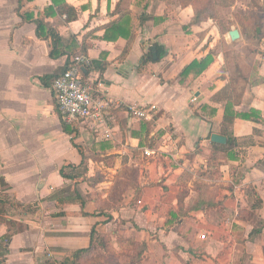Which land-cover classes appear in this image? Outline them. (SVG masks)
<instances>
[{"label": "crops", "instance_id": "1", "mask_svg": "<svg viewBox=\"0 0 264 264\" xmlns=\"http://www.w3.org/2000/svg\"><path fill=\"white\" fill-rule=\"evenodd\" d=\"M67 1L79 8L76 20L66 21L51 0H0V236L9 235L3 264H73L80 249L87 250L83 262L95 264H264V123L238 115L264 121V0L228 8L252 10L261 22L260 39L231 26L239 32L234 41L229 30L220 35L215 20L192 24V7L169 0H150L146 9L131 0ZM125 11L146 19L122 55L125 37H100ZM51 25L62 44L56 57L45 36ZM70 40L91 44L82 69L112 103L109 139L94 122H67L57 108L50 84L79 53ZM154 44L163 55L147 60ZM208 53V67L182 84L183 68ZM102 61L105 68H95ZM131 107L150 115L135 116ZM140 118L153 123L143 143ZM223 132L237 138L227 156L212 147L211 135ZM82 157L86 177H65ZM198 199L213 205L191 209ZM129 238L146 242L138 263Z\"/></svg>", "mask_w": 264, "mask_h": 264}, {"label": "trees", "instance_id": "2", "mask_svg": "<svg viewBox=\"0 0 264 264\" xmlns=\"http://www.w3.org/2000/svg\"><path fill=\"white\" fill-rule=\"evenodd\" d=\"M25 0H19V6H21L22 2ZM99 1V0H97ZM109 1V0H108ZM160 1H167V0H160ZM52 2V9H54L55 12H57L59 15H65V20L66 21H71V20H76L79 14V8L75 7L71 3H69L67 0H51ZM150 0H131L132 4H136L139 6H142L143 9H146V7L149 5ZM178 3L181 7H186V6H191L193 9V13L191 16V23L192 24H200L202 22L208 21V20H215L219 29L220 35H224L227 33V31L230 28V23L223 19L220 16V9L221 8H230L234 3L235 0H178ZM240 13V14H238ZM232 17L237 19V22L239 24V27L241 28L243 34L247 38H258L262 36L261 32H257V28H261V22L260 19L257 17V14L252 11V10H247L244 12H233ZM145 14H136L131 11H125L119 15H117L115 18H113L111 21L107 22L106 25L102 26L104 29L103 35L100 37V39H104L106 41H115L118 37H125L127 39V44L122 50V55H125L129 49L130 42L133 39V37L136 34L135 26L136 25H141L144 20H145ZM36 33L39 36H42L41 30L43 29L44 24L41 21L36 22ZM48 34L45 33V36L50 39L51 42V52L50 56L56 57L59 54V49L61 48L62 44L60 41V37L57 31L56 27H53L52 25L49 26V29L47 30ZM91 46L90 42L88 44L83 41L82 43H77L74 40H70L68 44V48L71 49L73 48V51H78L79 53H86L87 48ZM156 47V55L157 59L161 58L163 55V51L160 46L157 44H154ZM147 56H144L147 60H153L152 57V50L151 48L148 50ZM213 56L211 53H208L205 57L201 58L200 60H192L189 64H187L183 70L180 72L179 77H180V82L184 85L190 82L191 79H194L198 74H200L202 71H204L208 65L212 62ZM69 64V63H68ZM106 63L104 61L99 62L98 65L95 67L99 70H103L105 68ZM89 68V66H88ZM80 76L84 82L86 80L84 79V70H80ZM56 78V77H55ZM51 81V87L53 80ZM87 83V82H86ZM58 108V107H57ZM225 111H227V107L225 108ZM252 112V111H251ZM255 113H258L254 111ZM240 117L244 119H250V120H256L258 122L264 123V121L259 117V116H254V113L251 114H238ZM237 115V116H238ZM140 121H142V126L141 128L146 130L144 136H140L139 138L143 141L146 140V135L148 131H150V128H152L153 123L148 122L142 118H140ZM64 129L66 130L65 123ZM223 134L226 137V142L224 144H217V143H212V147L215 149V153H217L219 156H227L230 151L235 147L237 138L234 137L231 134H228L227 132H223ZM77 169L78 171L74 173H63V175L67 178L72 179L73 181L78 179V178H85L86 177V172H87V167L83 161L81 163L74 167L73 169ZM99 175L96 177L89 178L88 181L95 180L98 181ZM132 176V173H131ZM126 186V185H125ZM124 186V188H125ZM206 186L201 184L197 186V191L202 192L203 189H205ZM72 195H75L79 199L80 196L78 192L75 189H72L71 191ZM182 197L187 195V192H184L183 194H180ZM202 196V194H201ZM200 197V195H199ZM198 197V198H199ZM199 200V199H198ZM204 200H199L195 205H192L191 209H197L200 204L205 205L206 207L213 205L212 203H203ZM81 205H83L82 199L80 200ZM109 206V205H108ZM19 207V206H17ZM184 206L180 204V213H184L185 211L183 210ZM85 213V212H83ZM86 214V213H85ZM89 214V213H88ZM0 222L3 223L4 220L0 218ZM170 224L173 222H169ZM94 228V226H93ZM93 228L91 230V233H93ZM9 235H2L0 236V264L4 263V254H5V243L8 240ZM125 243L129 246L130 252L129 256L134 262H140L143 258V255L146 252V242L144 240L140 239H135V238H129L128 240L125 241ZM90 248H88V254L90 252ZM87 251L85 249H80L74 253V263L73 264H95V262L92 259H89L88 257V262H83L82 260V254ZM93 261V262H91ZM98 264V263H97Z\"/></svg>", "mask_w": 264, "mask_h": 264}, {"label": "built area", "instance_id": "3", "mask_svg": "<svg viewBox=\"0 0 264 264\" xmlns=\"http://www.w3.org/2000/svg\"><path fill=\"white\" fill-rule=\"evenodd\" d=\"M89 62L84 53L73 56L64 71L53 80L54 98L60 115L67 122L72 120L92 121L102 129V136L109 139L113 131L108 126L107 114L112 103L107 98L100 96L93 86L84 82L80 76V70ZM128 111L143 118H148L150 115V111L137 107H131ZM144 154L151 155L148 150H145Z\"/></svg>", "mask_w": 264, "mask_h": 264}, {"label": "rangeland", "instance_id": "4", "mask_svg": "<svg viewBox=\"0 0 264 264\" xmlns=\"http://www.w3.org/2000/svg\"><path fill=\"white\" fill-rule=\"evenodd\" d=\"M239 1H242L243 2L244 0H239ZM256 1L257 0H252L253 4H257L258 2H256ZM167 2L168 3H173V4H178L179 5L178 0H169ZM220 11H221V14H222V15L220 14V16L223 19H225L226 21L231 22L230 23V27L231 26H237V25L239 26V24L237 22V19L234 18V17H232V14L228 13V11H229L228 8H221ZM238 14H240V13H238ZM117 186H118V182L114 183V185H113V193H114V195L113 196H115L116 198H117V194H116ZM123 187H124L123 185L120 186V188L118 190H120V189L122 190Z\"/></svg>", "mask_w": 264, "mask_h": 264}, {"label": "water", "instance_id": "5", "mask_svg": "<svg viewBox=\"0 0 264 264\" xmlns=\"http://www.w3.org/2000/svg\"><path fill=\"white\" fill-rule=\"evenodd\" d=\"M257 31H259V28L257 29ZM228 36L230 37L231 40H236L239 38V32L236 28H232L228 31ZM152 56L153 59H157V55H156V48L152 47ZM211 141L215 142V143H220L223 144L226 141V137L219 135V134H212L211 135Z\"/></svg>", "mask_w": 264, "mask_h": 264}]
</instances>
